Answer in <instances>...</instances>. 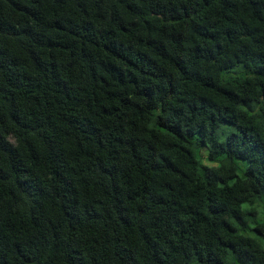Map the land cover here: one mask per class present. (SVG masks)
Returning <instances> with one entry per match:
<instances>
[{
	"label": "trees",
	"instance_id": "16d2710c",
	"mask_svg": "<svg viewBox=\"0 0 264 264\" xmlns=\"http://www.w3.org/2000/svg\"><path fill=\"white\" fill-rule=\"evenodd\" d=\"M0 264H264V0H0Z\"/></svg>",
	"mask_w": 264,
	"mask_h": 264
}]
</instances>
